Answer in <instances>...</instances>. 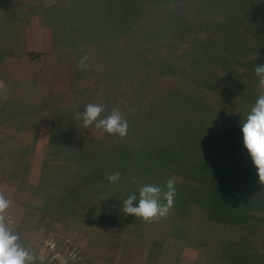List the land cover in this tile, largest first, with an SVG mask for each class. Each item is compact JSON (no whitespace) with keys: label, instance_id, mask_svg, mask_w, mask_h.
<instances>
[{"label":"rangeland","instance_id":"obj_1","mask_svg":"<svg viewBox=\"0 0 264 264\" xmlns=\"http://www.w3.org/2000/svg\"><path fill=\"white\" fill-rule=\"evenodd\" d=\"M256 65L264 0H0V194L35 264H229L233 238L264 250V225H228L264 219L242 133ZM89 103L117 108L128 135L83 127ZM171 177L166 218L123 213L140 186ZM219 214L229 228L209 230Z\"/></svg>","mask_w":264,"mask_h":264},{"label":"clouds","instance_id":"obj_2","mask_svg":"<svg viewBox=\"0 0 264 264\" xmlns=\"http://www.w3.org/2000/svg\"><path fill=\"white\" fill-rule=\"evenodd\" d=\"M89 56L80 58L78 67L86 69ZM255 75L259 78V95L246 119L242 121L244 146L258 170L259 182L264 185V65H256ZM103 103H89L82 113L75 114L76 120H82L83 127L95 126L101 135L104 133L118 136L128 135L129 123L122 113L113 108L105 116ZM110 183H118L120 173L107 175ZM176 178L167 179L164 186L146 184L138 188V195H129L123 200L122 211L125 215H134L145 223H157L166 218L174 206L177 196ZM134 206V202H137ZM12 202L0 194V264H35L36 256L20 242L19 234L14 233L8 225L6 213Z\"/></svg>","mask_w":264,"mask_h":264},{"label":"trees","instance_id":"obj_3","mask_svg":"<svg viewBox=\"0 0 264 264\" xmlns=\"http://www.w3.org/2000/svg\"><path fill=\"white\" fill-rule=\"evenodd\" d=\"M183 63H188V65H194L193 68H196L195 72H197L198 71L197 67L200 66L201 63L204 64V61L197 60L195 62L193 60H186V62H183ZM176 67L178 68V65H176ZM218 73L215 74V80L216 81L218 80L220 82L221 81V79H220L221 77L219 76ZM192 76H193V74H192ZM227 76L233 77V75L229 74V73H227ZM230 80L232 81V85L230 86V88L239 86V84L235 80H233V78H231ZM239 80L242 82L241 76H239ZM226 88L228 90V93H230V94H227V95H231L233 93V90L228 88V87H226ZM239 89L242 90V87H240ZM205 159H204V162H205ZM197 160L199 161V158ZM191 164L193 165V167L196 168L197 165H198V162L191 161ZM217 173L218 174L223 173V170H221V167L220 168H215V175ZM203 207H204V210L207 213H209L208 209L204 205H203ZM198 208L199 207H196L195 209H198ZM206 212H205V215H207ZM213 219L214 220L207 219V224H208V229L209 230L211 229V227H216L219 230H220L221 226H225V227H223V229L229 228L227 225H225V224H228V223H226V220H225L224 217H222V215L219 214V215L213 217ZM245 221L252 222L253 228L251 230H254V232L259 230V228L261 229L262 226L264 225V219L263 218H254L251 215H248L247 218H243V220H240V219H238L237 221L230 220V223L228 225H230V228L233 230V228L231 227V226H235L233 224L240 225L241 222L244 223ZM262 233H264V230L261 231V234ZM263 236H264V234H263ZM233 241L234 242L237 241L238 242V246H234L233 243L223 244V248H222L223 254L221 253L222 254V259L226 260L229 264H264V250H262V248H259V250L257 248H255L252 251V250L248 249L246 243L244 242V240L242 238L240 240L238 238H233Z\"/></svg>","mask_w":264,"mask_h":264}]
</instances>
